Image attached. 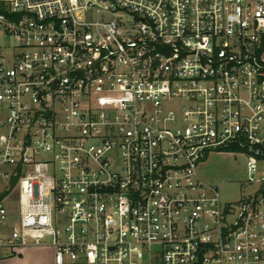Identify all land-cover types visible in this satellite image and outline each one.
<instances>
[{"label": "built area", "instance_id": "built-area-1", "mask_svg": "<svg viewBox=\"0 0 264 264\" xmlns=\"http://www.w3.org/2000/svg\"><path fill=\"white\" fill-rule=\"evenodd\" d=\"M0 40V248L264 264V0H0Z\"/></svg>", "mask_w": 264, "mask_h": 264}, {"label": "rangeland", "instance_id": "rangeland-1", "mask_svg": "<svg viewBox=\"0 0 264 264\" xmlns=\"http://www.w3.org/2000/svg\"><path fill=\"white\" fill-rule=\"evenodd\" d=\"M5 41L0 40V45H4ZM49 168H45L43 172H49ZM200 177L209 185L218 186L222 201L224 203H235L252 192V188L248 183V174L246 171V160L243 156H231L225 154H212L199 168ZM14 224L13 219L7 226L0 230L2 238L8 236L9 228ZM40 254L36 252H28L21 257L15 256L17 262L15 264H35V256L40 259L38 261L51 257L52 251L47 248H39ZM44 252V253H43ZM42 253V254H41ZM32 254V255H31ZM40 255V256H39ZM12 257L5 248H0V257Z\"/></svg>", "mask_w": 264, "mask_h": 264}, {"label": "crops", "instance_id": "crops-1", "mask_svg": "<svg viewBox=\"0 0 264 264\" xmlns=\"http://www.w3.org/2000/svg\"><path fill=\"white\" fill-rule=\"evenodd\" d=\"M40 250L39 248H35V249H29V250H25L19 253H12L11 251L8 250V252L11 254L12 257H0V264H15L17 262V259H15V256H23L24 253L26 254L28 252V254H30L31 252H36L37 254H40ZM52 251V250H51ZM44 253V252H43ZM42 254V253H41ZM32 255V254H31ZM40 256V255H39ZM35 264H55L54 263V253L52 251L51 257L50 258H46L44 260L38 261L40 259H37L38 257L35 256Z\"/></svg>", "mask_w": 264, "mask_h": 264}]
</instances>
